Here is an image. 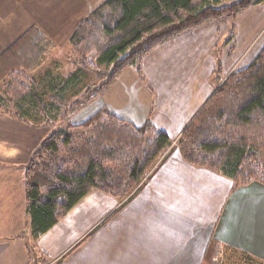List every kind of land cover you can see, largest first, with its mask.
<instances>
[{
  "label": "crops",
  "instance_id": "0c3cea01",
  "mask_svg": "<svg viewBox=\"0 0 264 264\" xmlns=\"http://www.w3.org/2000/svg\"><path fill=\"white\" fill-rule=\"evenodd\" d=\"M88 1L72 17L82 16ZM13 11L31 18L22 34L33 26L48 37L60 31L50 26L62 11L41 12L33 0H0V18ZM7 35L0 20V55L21 36ZM263 47L264 1L158 44L143 57L141 75L126 67L73 113L72 124L101 109L136 126L150 121L171 145L128 200L93 189L41 235L35 245L48 264H201L211 239L264 263V184L236 187L229 177L186 161L178 146L219 78L248 66ZM50 126L0 111V264L31 262L24 169Z\"/></svg>",
  "mask_w": 264,
  "mask_h": 264
},
{
  "label": "trees",
  "instance_id": "16d2710c",
  "mask_svg": "<svg viewBox=\"0 0 264 264\" xmlns=\"http://www.w3.org/2000/svg\"><path fill=\"white\" fill-rule=\"evenodd\" d=\"M263 1L104 0L71 36L74 71L49 91L37 80L28 81L26 73L43 64L53 40L38 26L30 27L0 55V111L31 124H54L101 94L126 67L141 75L143 57L158 44ZM84 70L106 79L68 105L66 92L76 88ZM170 145L169 135L150 121L136 126L108 109L47 135L24 169L30 264L49 263L35 241L86 194L99 189L128 200ZM178 146L186 161L229 177L236 187L264 184V164L257 157L264 152V47L217 87ZM222 253L221 243L211 239L201 264H222Z\"/></svg>",
  "mask_w": 264,
  "mask_h": 264
},
{
  "label": "rangeland",
  "instance_id": "374dc122",
  "mask_svg": "<svg viewBox=\"0 0 264 264\" xmlns=\"http://www.w3.org/2000/svg\"><path fill=\"white\" fill-rule=\"evenodd\" d=\"M38 1L40 2V4L39 3L37 4L36 0H33V6L35 9L39 8L41 12L42 10L44 11L48 10V8L50 10L55 9L56 11L58 10L62 11L60 12V16L53 18L55 22H53V25L50 26V29H53L54 28L53 26L55 25V29L60 30V31L50 33V38L53 40V47L48 57L45 59L43 64L38 69H36L33 72L26 73L28 81L37 80L38 82H40L41 86L44 89H47L49 91L51 88L60 87L64 83V81L68 78V76L74 71L75 68L71 62V53H72V44L70 41L71 36L73 32L75 31L79 22L83 20L85 17H87L100 4H102L104 0L88 1L87 2L88 8H86L84 14H82V16H76V17H72V16L74 15V13L75 14L77 13L79 8L81 9V11L83 10V8L85 7L84 0L83 1L77 0V2H75V4L77 5L74 6L73 8L71 7L70 0H49L48 4H45L44 0H38ZM228 2L229 1H225L224 3H228ZM12 10H15V9H12ZM15 13L16 11L15 12L13 11V13L9 14V16H7L6 18H0V20L2 21V24L6 22L7 34H8L7 36L9 40L14 39V38L16 39L17 37L22 35L23 30L27 29V25L29 24V21L31 20V18L19 16V15H16ZM240 69L242 68L236 69L234 71H237ZM228 75L222 76L219 78L218 80L219 85L225 81ZM104 79H106V76H101L92 71H87V70L82 71L79 74V80L76 85V88L70 89V91L68 90L66 92L67 93L66 94L67 104L70 105L72 102L81 98L84 95L87 87L99 85L101 81H103ZM3 91L4 89L1 86L0 92L2 93ZM50 93L51 92L47 93L48 96L50 95ZM80 108L75 109L66 118L62 120L59 119L55 121L54 124H51L53 126H50L52 128L49 134L58 128H65L66 126L71 125L72 124L71 121L74 118L73 117L74 114L79 112L78 110ZM74 124H78V123H74ZM257 157H258V160L264 164V152H258ZM220 258H221L222 264H264L256 260L248 259L242 254L238 252H234L233 250H230L226 247L225 249H223V253Z\"/></svg>",
  "mask_w": 264,
  "mask_h": 264
}]
</instances>
